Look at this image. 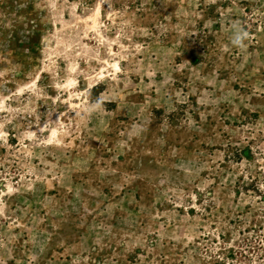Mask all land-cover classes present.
Here are the masks:
<instances>
[{"label":"rangeland","instance_id":"obj_1","mask_svg":"<svg viewBox=\"0 0 264 264\" xmlns=\"http://www.w3.org/2000/svg\"><path fill=\"white\" fill-rule=\"evenodd\" d=\"M0 264H264V0H0Z\"/></svg>","mask_w":264,"mask_h":264},{"label":"clouds","instance_id":"obj_2","mask_svg":"<svg viewBox=\"0 0 264 264\" xmlns=\"http://www.w3.org/2000/svg\"><path fill=\"white\" fill-rule=\"evenodd\" d=\"M234 27L236 30L233 35L232 43L235 46L242 47L243 41L248 37V33L238 26Z\"/></svg>","mask_w":264,"mask_h":264}]
</instances>
